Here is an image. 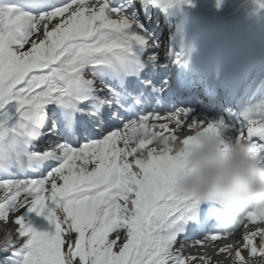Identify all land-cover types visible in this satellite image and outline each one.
I'll return each instance as SVG.
<instances>
[{
	"label": "snow or ice",
	"instance_id": "6c2138e0",
	"mask_svg": "<svg viewBox=\"0 0 264 264\" xmlns=\"http://www.w3.org/2000/svg\"><path fill=\"white\" fill-rule=\"evenodd\" d=\"M156 6L0 0V221L15 225L0 264H212L180 251L197 228L200 246L243 228L218 251L264 264V204L205 228L203 202L174 183L194 126L244 139L264 164V99L229 121L198 111L173 70L181 54L162 56L145 23Z\"/></svg>",
	"mask_w": 264,
	"mask_h": 264
},
{
	"label": "clouds",
	"instance_id": "9594fccd",
	"mask_svg": "<svg viewBox=\"0 0 264 264\" xmlns=\"http://www.w3.org/2000/svg\"><path fill=\"white\" fill-rule=\"evenodd\" d=\"M184 146L186 162L174 183L178 190L209 203L219 226H230L248 207L264 204V164L240 137L221 142L214 133L194 126Z\"/></svg>",
	"mask_w": 264,
	"mask_h": 264
},
{
	"label": "bare ground",
	"instance_id": "6f19581e",
	"mask_svg": "<svg viewBox=\"0 0 264 264\" xmlns=\"http://www.w3.org/2000/svg\"><path fill=\"white\" fill-rule=\"evenodd\" d=\"M171 1L172 0H165V2L167 3L169 7L166 8L162 6L161 7L156 6L151 10V13L156 15L155 12L156 10H158L157 15H156L158 18H161V19L162 17L167 18L166 22L169 24L170 28L169 29L166 28V29L169 31H173V30L175 31V30H179L181 28L180 26L183 23H181L180 21L181 17L178 16L179 10H177L176 8L170 7ZM191 1L193 2L194 7H196V9H199V11H202V10L216 11L218 9L223 10L229 6V4L225 1H222L221 2L222 6H219V4L216 3V1H221V0H216V1L214 0H191ZM161 8H164L165 10ZM205 15L211 16L210 13H206ZM257 26L258 27L256 28L254 27L253 29L254 30L253 34H255L257 37H252L251 39L254 42V44L259 45V42L263 38L262 36H259V33L263 35L264 33L262 32L263 26H261L260 24ZM259 29H261V31H259ZM263 43L264 42L262 41V43L260 44L262 46H260V48L256 50L250 49L251 45L253 46L254 44L239 45L237 49H235L234 51H230L228 54H226V60L224 63L225 65L228 66L230 72H237L243 75V78L244 77L247 78L246 76L250 75L254 70H257V72L260 73L258 74L257 81L258 80L262 81L260 83L261 85H259L261 89L264 88V86H262L264 83V70L262 66L264 63V58L261 57V54L264 53ZM250 62H253V65H254L252 68H250L251 67ZM221 73H223V71H221ZM229 84L231 87L232 85H234L233 83H229ZM256 97L257 96H254L253 99H256ZM184 134L185 133H180L181 136H183ZM6 228L14 229V227L10 225L9 223L6 224L5 226L0 225V236H2L3 230ZM243 231L244 229L241 230V233ZM193 232L197 233L196 230L190 232L189 234L190 237L182 241V243L186 246L181 249L183 250L185 249L184 251L186 252V254L196 255V256L204 255L206 257H211L212 264H232L231 257H229L227 253H220L218 249L223 245H227L229 243H233L234 241H236L240 233L237 232L235 235H231L228 237H221L217 241H212L210 238H206L203 246H200L195 243L196 235H192ZM233 252H234V249H233ZM245 255H247V253H245Z\"/></svg>",
	"mask_w": 264,
	"mask_h": 264
},
{
	"label": "rangeland",
	"instance_id": "374dc122",
	"mask_svg": "<svg viewBox=\"0 0 264 264\" xmlns=\"http://www.w3.org/2000/svg\"><path fill=\"white\" fill-rule=\"evenodd\" d=\"M227 2L229 3V6L226 7L225 10H223V13L225 14H228L230 12H232L233 10H236L240 7V5L244 2H248L250 3V6H251V10H252V13L257 11L258 9H261V8H264V0H227ZM23 211V210H21ZM32 216V221H33V224L35 227L37 228H43L44 230L45 229H51V225L48 224V222L46 220L43 219V217H37L34 213L31 214ZM10 225H12L14 228H15V225L9 223ZM0 225L1 226H5L6 223H4L3 221H0ZM116 234L113 233V234H110V238H115ZM119 240L117 242V250H118V247H119V244H121L123 241H124V237H125V234H124V230H119Z\"/></svg>",
	"mask_w": 264,
	"mask_h": 264
}]
</instances>
